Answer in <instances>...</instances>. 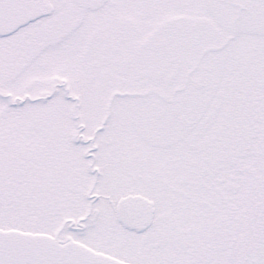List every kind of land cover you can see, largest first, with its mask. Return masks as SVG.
Here are the masks:
<instances>
[{
  "label": "snow or ice",
  "instance_id": "6c2138e0",
  "mask_svg": "<svg viewBox=\"0 0 264 264\" xmlns=\"http://www.w3.org/2000/svg\"><path fill=\"white\" fill-rule=\"evenodd\" d=\"M0 264H264V0H0Z\"/></svg>",
  "mask_w": 264,
  "mask_h": 264
}]
</instances>
